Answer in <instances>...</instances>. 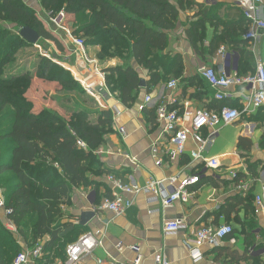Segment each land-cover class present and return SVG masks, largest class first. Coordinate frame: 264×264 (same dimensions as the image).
<instances>
[{"label": "trees", "instance_id": "16d2710c", "mask_svg": "<svg viewBox=\"0 0 264 264\" xmlns=\"http://www.w3.org/2000/svg\"><path fill=\"white\" fill-rule=\"evenodd\" d=\"M218 4H199L198 13L191 15L190 23L184 25L190 46L200 55L205 52L213 54L220 45L232 48L238 53L237 74L253 73L255 61L246 50L248 40L243 39L247 23L242 11H229L220 18L215 7ZM192 5H196L194 0H42V6L52 13L63 9L67 14L80 16L72 34L78 36L86 47L98 46V59H118L121 62L105 67L103 73L106 86L112 88L123 104L134 103L141 88L142 77L129 63L131 60L146 71L145 82L149 90L172 78L178 79L181 94L171 109L180 108V97L189 92L202 99L210 87L199 74L185 78L181 54L169 51L170 34L179 21L180 12ZM6 22L34 29L40 38L53 41L61 52H64V46L54 33L42 26L29 5L22 0H0V189L5 207L11 210L8 218L24 243L33 247L47 236L42 259L49 254L64 256L67 245L75 241L79 229L65 221L62 206L70 204L74 188L91 183L89 173L101 172L94 150L113 131L112 113L102 108L95 111V119L90 120L88 112L83 109L67 120L55 111H32V102L25 93L34 77L55 81L68 88L79 87L80 83L70 70L42 55L34 74L2 75L4 66L14 56L11 46L30 44L4 28ZM208 23L215 28L221 26L222 30L214 33L205 48ZM208 104L215 110L224 106L241 110L240 105H228L224 100L211 98ZM143 110L151 122L155 121V107H144ZM258 111L264 112L263 109ZM78 141H83L86 147H80ZM244 142V138H239L238 145ZM247 168L254 177V165ZM243 177L236 174L233 180L237 182ZM250 188L230 199V207L241 205L249 216L242 226L249 246L254 243L252 231L256 225ZM229 212L226 210V214ZM69 227L71 231L61 235ZM233 233L234 230L229 235ZM20 251L16 235L0 220V264H12ZM224 253V264H240L241 260L261 264L259 257L247 255L246 250L239 255L227 248Z\"/></svg>", "mask_w": 264, "mask_h": 264}, {"label": "crops", "instance_id": "0c3cea01", "mask_svg": "<svg viewBox=\"0 0 264 264\" xmlns=\"http://www.w3.org/2000/svg\"><path fill=\"white\" fill-rule=\"evenodd\" d=\"M198 2L203 5L219 3V6H222L220 18H224L229 11H241L231 0H198ZM260 16L264 18V5L260 10ZM184 21V14L180 12L179 21L170 34L169 44V51L180 53L183 58L184 77L200 75L199 70L203 66L220 67L223 62L217 56V50L221 45L213 54L208 52L197 54L186 38ZM221 30V26L215 28L209 23L207 24L203 44L205 48L209 46L214 33ZM97 47L87 46L86 50L89 52L92 50L96 54ZM246 50L253 56L255 64L258 59L264 58V34L257 40L248 41ZM59 52L61 53V51ZM227 52L232 54L227 63V69L234 71L238 53L228 47ZM77 59L80 60L76 56L70 57L72 65L65 66L73 73L75 71L73 65L77 63ZM109 63L110 65H106V67L121 64L118 59H111ZM129 63L136 68L142 78L146 79V71L142 67L136 65L132 60ZM96 74L100 76L96 81L98 83L103 80V76L100 72L94 71V77L97 76ZM165 85L166 83H160L152 86L150 90L146 86L141 87L136 94L134 103L128 105L123 104L117 94L104 100L106 104L103 108L112 113L113 131L107 134L104 143L94 150L98 162L101 164L99 168L101 172L95 170V172L89 173L91 183L87 186L74 188L71 192L70 204L62 206L65 221L77 225L81 231L75 241L87 231L101 230L105 233L103 245L95 249L92 255L84 257L80 264H95L97 258H113L117 264H123L134 259L136 254L141 256V264H157L154 255L158 251H162L168 264H224V250L227 248L237 251L239 255H242L246 250L247 255L259 257L261 264H264V223L260 217L254 215L256 219V225L252 231L254 243L249 246L242 233L244 221L249 216L245 214L241 205L230 207V199L238 194L235 189L238 181L233 180L234 174L243 175L241 180L245 181L249 188L251 187L249 191L252 195V203L254 196L264 189V112L246 113L232 124H219L213 141L207 146L204 155L219 157L222 166L216 171L206 170L200 163L192 161L189 157V152L197 148L192 138L188 140L186 153L175 159H170L167 156L169 147L167 138L161 136L160 128L157 127L155 121L151 122L146 112L139 109V104L144 102L146 95L151 96L155 101L163 93H166ZM207 91L206 95L202 97L203 100L197 99L189 92L185 96H181L179 101L187 98L190 99L192 106H205L208 109L209 101L211 98H215L214 90L211 87H208ZM249 92L248 86L232 85L226 89V96L223 99L215 100H224L228 105H240L242 108L243 98ZM180 94L181 86L177 90V95L180 96ZM152 106L151 104L147 107L152 108ZM209 109L215 110L213 107ZM119 127L125 129V135L122 136L117 132ZM208 132L209 129L202 130L203 135ZM239 138H244L246 142L238 145ZM156 140L158 141V155L162 157L160 166L155 164V158L150 150V145ZM99 150L101 153L97 152ZM132 157L136 158V163L130 160ZM248 165H254V177L248 172ZM108 171L110 173H107ZM193 173H200V180L190 188L194 194L187 202L177 201L159 212L149 213L151 209L161 207L158 203L147 204L145 196L138 194L134 198L133 206L124 215L114 216L108 211L96 209L100 201L110 192V183L107 179L109 174L116 175L124 181L143 185L149 178L163 179L171 174L183 177ZM0 195H2L1 189ZM228 209L230 212L226 214ZM83 211H94V216L81 226L78 221L79 215ZM177 217L187 221L188 230L165 235L162 231L163 221L173 220ZM7 219L5 210L0 209L2 224ZM225 224L231 225L234 233L217 246H201L202 258L195 262L190 257L186 244L187 242L192 244L191 231L204 225L216 228ZM68 231H71L70 227L64 229L61 235ZM14 234L21 246V251L29 248L17 235L18 232ZM46 240H48L47 236L39 240L38 243L43 245ZM134 245L139 247L138 252L130 249ZM44 255L42 252L39 260L38 258L31 259L27 264H64V259L59 258V255L49 254L42 259ZM240 264H252V261L241 260Z\"/></svg>", "mask_w": 264, "mask_h": 264}, {"label": "built area", "instance_id": "2783aa9c", "mask_svg": "<svg viewBox=\"0 0 264 264\" xmlns=\"http://www.w3.org/2000/svg\"><path fill=\"white\" fill-rule=\"evenodd\" d=\"M214 1V0H204ZM217 1V0H216ZM242 11L243 17L247 23V29L243 35V39L252 41L259 39L264 34V18L260 16V10L264 5V0H231ZM72 37L73 34L69 33ZM74 46L77 50H84V43L81 39H73ZM217 56L221 60L222 65L218 68L213 66H203L199 72L209 86L214 90V98L221 100L226 96V89L232 85H245L250 88V92L243 98L241 110L224 106L220 110H209L205 106L194 107L190 99L185 98L179 101L180 108L171 109L170 107L177 103V90L180 89L178 79H170L166 85V93L160 98L154 99L146 95L144 102L139 104V109L153 105L155 107V124L160 128V134L168 140L167 156L175 159L186 153V146L189 138L196 143L197 148L189 152L192 161L198 162L206 170L216 171L221 168L222 164L219 157H209L204 155L207 146L213 141L216 134L217 126L221 123L232 124L238 120L242 114H249L260 109L264 110V58L258 59L255 64V71L247 75L237 74V64L234 71L227 69V63L232 54L227 52L225 46L221 45L217 50ZM83 60L85 64L90 65L97 71L92 61L84 58L80 54L76 55ZM73 74V72H72ZM74 78L83 85L85 81L79 79L78 74H73ZM103 81H98L97 85H101ZM103 84V83H102ZM90 89V87H89ZM176 93V94H175ZM110 96V93L107 92ZM154 101V102H153ZM203 129H209L206 135L202 134ZM117 132L125 135V129L119 127ZM80 147H86L83 141H78ZM150 150L155 158V164L160 166L162 157L158 155V141L150 145ZM101 153V150L97 151ZM96 153V151H94ZM136 163V158L130 159ZM236 174L233 175L235 177ZM107 179L110 183L109 195L104 197L97 205L98 211H108L114 216L124 215L134 204V198L138 194L145 196L147 204L158 203L161 208L151 209L149 213L159 212L161 209L170 207L177 201L187 202L194 192L190 189L200 180V173H193L183 177L177 174H171L163 179L149 178L143 185L124 181L122 178L109 174ZM238 193H245L249 189V185L238 180L235 185ZM254 213L260 217L264 223V189L261 193L256 194L253 199ZM0 209L5 210L8 218L10 209L5 207L4 198L0 195ZM3 226L10 232H17L16 227L8 218ZM188 230V223L181 217L173 220H164L162 231L165 235H172ZM233 228L229 224H225L216 228L209 226H201L192 230V244L187 242V248L190 257L197 262L202 258L200 247L209 245L211 247L219 245L231 232ZM105 233L101 230L94 232L87 231L83 233L77 241L67 245L65 249L64 264H80L84 257L92 255L94 250L103 245ZM133 251L138 252L137 245L131 246ZM43 245L37 243L33 247H29L20 251L13 259L12 264H27L31 259H37L42 255ZM155 263L168 264L162 251H158L154 255ZM95 264H117L113 258L101 259L97 258ZM123 264H141V256L136 257Z\"/></svg>", "mask_w": 264, "mask_h": 264}, {"label": "rangeland", "instance_id": "374dc122", "mask_svg": "<svg viewBox=\"0 0 264 264\" xmlns=\"http://www.w3.org/2000/svg\"><path fill=\"white\" fill-rule=\"evenodd\" d=\"M22 1L31 7L33 14L40 20L42 26L54 33L64 46L65 50L60 53L53 41L43 38H40L38 42L33 45H12L11 48L14 50V56L10 62L4 66L1 72L2 75L10 76L11 74L24 72L34 74L40 65L39 57L41 55L49 57L59 65L65 67L66 65H72L70 57H75L80 54L95 64L97 72H100L103 76V80H105L103 70L106 65H110L109 62L111 60L98 59L97 53L99 52V47H97L98 50L96 54H94L92 50H90V52L87 51L86 46L84 47V50H77L74 46L75 42L73 39L77 40L79 37L74 35L72 37L69 36V33L71 34L74 31L77 23L80 21L79 15L67 14L63 9L52 13V11L46 10L45 7L42 6V0ZM194 2L196 5H192L182 11L185 19L183 25H188L191 21V15L198 13L200 9L198 6V0H194ZM215 7L218 9L216 13H220L222 6H219L218 4ZM4 25V28L19 35L21 27L18 25H12L7 22L4 23ZM66 62L68 63L66 64ZM74 73L76 72L74 71ZM96 75L97 76H95L92 80L85 81L83 85L80 83L79 87L73 85L69 88L63 87L55 81H44L34 77L32 82L30 84L28 83L25 97L32 102V111H55L68 120L75 112L85 109L88 112L89 119L94 120V112L102 109L106 104L104 103V100L109 97L107 92L110 93V96H114L116 94L112 92V88L106 86L105 81L102 82L103 84L101 83V85H97L98 83H96V81L99 80L100 76L99 74ZM80 232L81 231L78 230V233ZM17 235L19 236V234ZM59 258L65 259V255H59Z\"/></svg>", "mask_w": 264, "mask_h": 264}, {"label": "water", "instance_id": "95a60500", "mask_svg": "<svg viewBox=\"0 0 264 264\" xmlns=\"http://www.w3.org/2000/svg\"><path fill=\"white\" fill-rule=\"evenodd\" d=\"M19 35L21 38H23L25 41H27L32 45L36 44L40 39L38 32L28 26L21 27L19 30ZM73 67L76 74H78L79 79H82L83 81H89L93 79L94 68L90 65L85 64L83 60L77 59V63H75ZM67 69L71 71V69H69L68 67ZM145 86H146L145 79L141 78L139 87H145ZM93 216H94V211L81 212L78 221L79 225L81 226L85 225Z\"/></svg>", "mask_w": 264, "mask_h": 264}, {"label": "bare ground", "instance_id": "6f19581e", "mask_svg": "<svg viewBox=\"0 0 264 264\" xmlns=\"http://www.w3.org/2000/svg\"><path fill=\"white\" fill-rule=\"evenodd\" d=\"M94 84V83H93ZM93 87H95V86H93ZM93 87H91V88H93ZM86 88H88V87H86Z\"/></svg>", "mask_w": 264, "mask_h": 264}]
</instances>
